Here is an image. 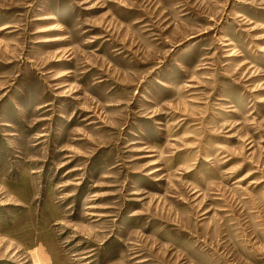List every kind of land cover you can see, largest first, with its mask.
I'll return each mask as SVG.
<instances>
[{"label": "rangeland", "instance_id": "374dc122", "mask_svg": "<svg viewBox=\"0 0 264 264\" xmlns=\"http://www.w3.org/2000/svg\"><path fill=\"white\" fill-rule=\"evenodd\" d=\"M0 264H264V0H0Z\"/></svg>", "mask_w": 264, "mask_h": 264}]
</instances>
